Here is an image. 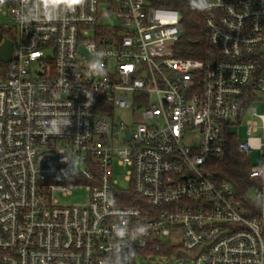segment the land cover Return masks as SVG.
I'll list each match as a JSON object with an SVG mask.
<instances>
[{"label": "built area", "instance_id": "2783aa9c", "mask_svg": "<svg viewBox=\"0 0 264 264\" xmlns=\"http://www.w3.org/2000/svg\"><path fill=\"white\" fill-rule=\"evenodd\" d=\"M180 1L204 57L153 0H0V264H264V0ZM244 122L239 194L208 162Z\"/></svg>", "mask_w": 264, "mask_h": 264}, {"label": "trees", "instance_id": "16d2710c", "mask_svg": "<svg viewBox=\"0 0 264 264\" xmlns=\"http://www.w3.org/2000/svg\"><path fill=\"white\" fill-rule=\"evenodd\" d=\"M154 5L173 7L180 10L184 24V34L177 43V55L186 58H201L209 49L205 16L196 13L180 0H153ZM0 28V42L5 37ZM237 132L228 134L224 154L209 160L208 168L215 180L221 184L230 183L237 193L243 194L254 182L248 177V169L254 165L252 158L239 149Z\"/></svg>", "mask_w": 264, "mask_h": 264}, {"label": "rangeland", "instance_id": "374dc122", "mask_svg": "<svg viewBox=\"0 0 264 264\" xmlns=\"http://www.w3.org/2000/svg\"><path fill=\"white\" fill-rule=\"evenodd\" d=\"M105 22V21H103ZM106 24H112L113 21L108 20L106 21ZM7 35L10 36V33H6ZM254 107H256L257 112L259 114L264 113V105L260 104V103H255ZM122 116L127 119L128 116L125 115L124 113L122 114ZM142 115L141 114H137L136 115V120H141ZM254 118V117H252ZM255 120H258L257 118H255ZM246 128H247V124L246 122H244L243 126L237 129V135L239 137L240 141H246V139L248 138L247 136V132H246ZM255 136H262V132H256L254 133ZM250 157L252 158V160L254 162H257L260 158V152L259 151H255L253 150L250 154ZM124 175L125 172L124 170H122L121 168L115 169V173L114 176L116 179H118L121 183V187L123 188H127L128 186L124 183ZM50 183H58V182H53L50 181ZM54 198L60 203V204H66V205H83L86 202V191L83 190H76L73 192V194H71L70 196L67 197H63L62 194L57 193L55 194ZM150 260L154 262V264H191L190 261H187L186 263L177 261L175 257H162V256H151ZM138 264H149V260H143L138 261Z\"/></svg>", "mask_w": 264, "mask_h": 264}, {"label": "water", "instance_id": "95a60500", "mask_svg": "<svg viewBox=\"0 0 264 264\" xmlns=\"http://www.w3.org/2000/svg\"><path fill=\"white\" fill-rule=\"evenodd\" d=\"M12 47L13 44L11 41L6 40L1 46H0V61L1 62H7L11 59L12 56ZM83 50V47H82Z\"/></svg>", "mask_w": 264, "mask_h": 264}, {"label": "clouds", "instance_id": "9594fccd", "mask_svg": "<svg viewBox=\"0 0 264 264\" xmlns=\"http://www.w3.org/2000/svg\"><path fill=\"white\" fill-rule=\"evenodd\" d=\"M145 230L144 229H141V232H144Z\"/></svg>", "mask_w": 264, "mask_h": 264}, {"label": "crops", "instance_id": "0c3cea01", "mask_svg": "<svg viewBox=\"0 0 264 264\" xmlns=\"http://www.w3.org/2000/svg\"><path fill=\"white\" fill-rule=\"evenodd\" d=\"M242 142V141H241Z\"/></svg>", "mask_w": 264, "mask_h": 264}]
</instances>
